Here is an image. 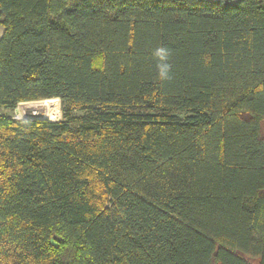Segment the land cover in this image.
Instances as JSON below:
<instances>
[{"label": "trees", "instance_id": "1", "mask_svg": "<svg viewBox=\"0 0 264 264\" xmlns=\"http://www.w3.org/2000/svg\"><path fill=\"white\" fill-rule=\"evenodd\" d=\"M0 264H264V0H0ZM74 113H83L74 117Z\"/></svg>", "mask_w": 264, "mask_h": 264}, {"label": "bare ground", "instance_id": "2", "mask_svg": "<svg viewBox=\"0 0 264 264\" xmlns=\"http://www.w3.org/2000/svg\"><path fill=\"white\" fill-rule=\"evenodd\" d=\"M57 99H46L37 102L20 103L17 108L16 116L18 118L26 115H40L49 121H54L57 117ZM25 118V117H24Z\"/></svg>", "mask_w": 264, "mask_h": 264}, {"label": "rangeland", "instance_id": "3", "mask_svg": "<svg viewBox=\"0 0 264 264\" xmlns=\"http://www.w3.org/2000/svg\"><path fill=\"white\" fill-rule=\"evenodd\" d=\"M1 27V26H0ZM57 117L54 121H59L62 120V106H61V102H58L57 105ZM19 107V105L16 107V109ZM0 116H7L11 119H15L17 116L15 114L14 111H5V110H0ZM74 117H81L83 116V113H74L73 114ZM25 117V118H24ZM24 117L18 118L17 119H28V120H46L49 121L48 119L44 118L40 115H26Z\"/></svg>", "mask_w": 264, "mask_h": 264}, {"label": "crops", "instance_id": "4", "mask_svg": "<svg viewBox=\"0 0 264 264\" xmlns=\"http://www.w3.org/2000/svg\"><path fill=\"white\" fill-rule=\"evenodd\" d=\"M2 34H3V28L0 27V38H1Z\"/></svg>", "mask_w": 264, "mask_h": 264}, {"label": "water", "instance_id": "5", "mask_svg": "<svg viewBox=\"0 0 264 264\" xmlns=\"http://www.w3.org/2000/svg\"><path fill=\"white\" fill-rule=\"evenodd\" d=\"M14 112H15V114H17V109H15ZM15 119H17V117Z\"/></svg>", "mask_w": 264, "mask_h": 264}]
</instances>
